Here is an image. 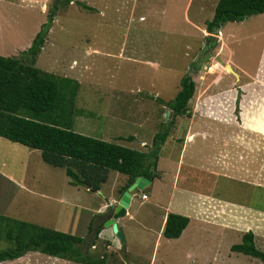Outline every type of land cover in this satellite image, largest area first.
Wrapping results in <instances>:
<instances>
[{
    "label": "rangeland",
    "instance_id": "rangeland-1",
    "mask_svg": "<svg viewBox=\"0 0 264 264\" xmlns=\"http://www.w3.org/2000/svg\"><path fill=\"white\" fill-rule=\"evenodd\" d=\"M54 2L0 0V55L21 57L55 14L34 65L80 83L72 130L148 151L172 117L166 102L182 78L190 73L196 82L190 115L177 116L160 150L164 179L134 191L136 216L119 230V264H264L231 250L251 224L264 251V13L210 34L206 24L218 0H72L57 9ZM70 181L40 149L0 136V214L89 240V224L94 229L99 218L91 209L127 176L110 170L98 192ZM205 195L235 204L207 203L221 224L193 207ZM169 201L191 218L178 239L160 235ZM229 222L238 226L225 227ZM103 243L94 252L108 256ZM51 257L42 260L73 264Z\"/></svg>",
    "mask_w": 264,
    "mask_h": 264
},
{
    "label": "trees",
    "instance_id": "trees-1",
    "mask_svg": "<svg viewBox=\"0 0 264 264\" xmlns=\"http://www.w3.org/2000/svg\"><path fill=\"white\" fill-rule=\"evenodd\" d=\"M79 4L85 9H93L86 3ZM263 13L264 0H218L206 29L210 34H217L227 22H241ZM54 17L52 13L50 20L42 24L31 46L22 52L21 57L0 55V136L40 149L46 163L64 168L72 184L85 185L93 192L101 189L110 170L127 176V182L120 188L122 194L139 176L154 181L160 175V150L177 116L190 115V101L196 91L193 76L187 73L181 80L177 95L166 102L172 110V117L162 124L148 151L76 132L72 125L80 83L34 65L48 38ZM127 139L132 141L135 137ZM189 221L188 216L169 213L164 236L178 239ZM90 231H93V223ZM0 239L8 244L0 249V262L20 258L30 251L77 264H107L108 261L106 254L92 251L98 239L96 234L86 240L82 236L3 214H0ZM231 250L264 262V251L256 246L253 231L245 233L242 242L233 244Z\"/></svg>",
    "mask_w": 264,
    "mask_h": 264
},
{
    "label": "crops",
    "instance_id": "crops-1",
    "mask_svg": "<svg viewBox=\"0 0 264 264\" xmlns=\"http://www.w3.org/2000/svg\"><path fill=\"white\" fill-rule=\"evenodd\" d=\"M29 1H31V2H34V1H36V0H29ZM44 0H39V3L41 2H43ZM220 32H221V30H220ZM229 65H230V63H228ZM232 68H233V66H231ZM234 69V68H233ZM227 71H228V69H226ZM235 70V69H234ZM236 71V70H235ZM238 73V72H237ZM238 78H240V76H239V73H238ZM191 138V137H190ZM144 143V142H143ZM160 158V157H159ZM180 160H181V157H180ZM159 173H160V175H159V177H157L154 181H151V183L149 184V185H147L143 190H145V189H147L149 186H151L152 184H154L155 182H158L159 180H162V179H164V175H163V173L161 172V171H159ZM13 175H6V177H9L10 179H8L9 181H14V182H17V181H19V180H22L23 179V177H21V179H18L17 177H15V176H13ZM124 185V183H122L121 184V186L120 187H118L117 188V191H116V193H110V194H105L104 196V198H105V200L106 201H104L102 204H100V205H97V206H95L93 209H91V210H93V212H94V214L95 215H99V218L97 219V224H96V226H95V228L93 229V231H92V233H90L91 234V236H93V235H97V237H98V239H97V245H98V243H101V241H103L104 243H103V246L105 247V251H106V253H108V256H107V260H108V258H109V260L111 259V261H107V264H119L120 262V260L122 259L120 256H119V253L118 252H116V251H119L120 250V247H121V245L122 244H124L123 242H121V240H120V238L114 233V231H113V229H112V227H106L105 225H104V217L102 216V215H105L107 212H108V210L110 209V206H111V204H116L119 200H120V198H121V195H122V193L120 194L119 193V189L122 187ZM90 190V189H89ZM99 191V190H98ZM98 191H96V192H98ZM135 191V190H134ZM134 191H132V199H131V203H130V207L127 209V213H126V215H124L123 217H121V218H118L117 220H116V222L118 223V228H119V230H121V231H123L124 232V224H123V221H126L125 219L127 218V219H131V218H133V217H135L136 216V214H134L135 212H134V205H135V199H134V197H135V195H134ZM147 194V193H146ZM148 195V199H146V201H148V200H150V196H149V194H147ZM140 197V196H139ZM142 199V198H141ZM207 203L208 204H210L209 205V207L211 206V205H213V204H216V205H222V204H224V205H235V204H233V203H229V202H224V201H221V200H219V199H217V198H215V197H213V196H210V195H205V196H203L202 198H200V199H198L196 202H194V205H193V207L194 208H196V209H198V214H199V216L201 217V218H204L203 220H205V221H211V222H213V221H215V222H213V223H216V224H221L220 223V218L218 217L219 216V214L217 213L218 211H216L215 213H213V214H210V213H208L207 211H206V209L205 208H207ZM195 204H197V206L195 207ZM240 206H243V205H240ZM208 207V208H209ZM177 208V207H176ZM177 209H179V208H177ZM203 210V211H202ZM249 210V209H248ZM251 211V210H250ZM208 213V214H205V213ZM169 213H177V214H181L180 212H178V211H176L175 209H173V204H172V202L171 201H169L168 203H167V208H166V210L164 211V216H163V221H162V225H161V228H160V235L161 234H163V232H164V229H165V225H166V220H167V217H168V214ZM183 214H185V216H187L186 215V212H183L181 215H183ZM218 214V215H217ZM195 215V214H194ZM196 216V215H195ZM210 218H209V217ZM189 217V216H188ZM196 217H198V216H196ZM94 218V217H93ZM199 218V217H198ZM207 218V219H206ZM189 220L191 221V218L189 217ZM190 221H189V223H190ZM237 221V220H236ZM238 222V221H237ZM92 223V222H91ZM90 223V224H91ZM90 224H89V227H88V231L90 230ZM224 224V223H223ZM98 225V226H97ZM189 225V224H188ZM224 225H227V226H225V227H227V228H236L238 225H234V224H230V222L229 223H225ZM101 226H103V228L101 229V231L97 234V230L101 227ZM188 227V226H187ZM186 227V228H187ZM246 227H248L247 228V230L245 231L244 229L242 230L243 232V235L245 234V233H247V232H249V231H253V233L254 234H256V236L258 235V231L254 228V230H252V225L251 224H248ZM245 227V228H246ZM255 227V226H254ZM185 228V229H186ZM251 229V230H250ZM187 230V229H186ZM184 232V231H183ZM68 233V232H67ZM185 233V232H184ZM72 234V233H71ZM183 234V233H182ZM75 235V234H74ZM164 235V234H163ZM242 235V236H243ZM124 236H125V234H124ZM116 238H117V240H118V249H117V247H115L114 246V242H115V240H116ZM180 238V237H179ZM170 239H173V238H170ZM0 241H2V243L3 244H5V245H8L7 244V242H5L3 239H0ZM122 244H121V243ZM255 243H256V237H255ZM105 244V245H104ZM107 246V247H106ZM257 246V245H256ZM123 247L125 248V244L123 245ZM122 248V247H121ZM262 250V249H261ZM92 251H96V249L94 250V249H92ZM45 255H47V254H44V253H41V252H38V251H30V252H28V253H26L24 256H22V257H20V258H17V259H14V260H6V261H2V262H0V264H47L46 262V260H42V259H48L49 257H51L50 255H48V256H45ZM52 258H55V259H60V260H62L64 263H66V262H69V263H73V264H77V263H74V262H71V261H68V260H65V259H61V258H58V257H54V256H52L51 257V259ZM151 262H153V260L151 261ZM60 264H62V263H60Z\"/></svg>",
    "mask_w": 264,
    "mask_h": 264
},
{
    "label": "water",
    "instance_id": "water-1",
    "mask_svg": "<svg viewBox=\"0 0 264 264\" xmlns=\"http://www.w3.org/2000/svg\"><path fill=\"white\" fill-rule=\"evenodd\" d=\"M67 0H55L54 8H58V4L65 2ZM230 65L228 64L227 67ZM231 67V66H230ZM231 71L237 74L234 69L231 67ZM151 183V180L145 176H139L135 179L134 183L131 184L128 189L121 195L120 200L116 204H111L110 209L104 217V225L106 227H112L114 233L120 238L121 242H124V235L119 231L118 223L116 220L123 217L127 213V209L130 207L132 199V191L134 190H143L147 185ZM98 232V230H97Z\"/></svg>",
    "mask_w": 264,
    "mask_h": 264
},
{
    "label": "bare ground",
    "instance_id": "bare-ground-1",
    "mask_svg": "<svg viewBox=\"0 0 264 264\" xmlns=\"http://www.w3.org/2000/svg\"><path fill=\"white\" fill-rule=\"evenodd\" d=\"M214 66L216 67V68H219V67H221V65H219V64H214ZM224 67V66H223ZM228 67H226L225 66V69H227ZM229 68H230V71H231V67L229 66ZM224 69V70H225ZM212 70H213V68H212ZM235 71V70H234ZM232 72V71H231ZM236 72V71H235ZM233 74H235L234 72H232ZM237 73V72H236ZM236 75H238V73L236 74ZM238 77V76H237Z\"/></svg>",
    "mask_w": 264,
    "mask_h": 264
},
{
    "label": "built area",
    "instance_id": "built-area-1",
    "mask_svg": "<svg viewBox=\"0 0 264 264\" xmlns=\"http://www.w3.org/2000/svg\"><path fill=\"white\" fill-rule=\"evenodd\" d=\"M142 198H143L144 200H146V199H148V195H147V194H143V195H142ZM92 248H93V249H96V248H97V245H93Z\"/></svg>",
    "mask_w": 264,
    "mask_h": 264
},
{
    "label": "clouds",
    "instance_id": "clouds-1",
    "mask_svg": "<svg viewBox=\"0 0 264 264\" xmlns=\"http://www.w3.org/2000/svg\"><path fill=\"white\" fill-rule=\"evenodd\" d=\"M95 245H97V244H95ZM97 248H98V245H97ZM97 248H96V249H97ZM92 249H93V248H92ZM94 250H95V249H94Z\"/></svg>",
    "mask_w": 264,
    "mask_h": 264
}]
</instances>
